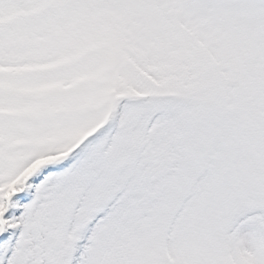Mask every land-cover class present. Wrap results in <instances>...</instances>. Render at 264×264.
<instances>
[{
	"label": "snow or ice",
	"instance_id": "6c2138e0",
	"mask_svg": "<svg viewBox=\"0 0 264 264\" xmlns=\"http://www.w3.org/2000/svg\"><path fill=\"white\" fill-rule=\"evenodd\" d=\"M0 264H264V0H0Z\"/></svg>",
	"mask_w": 264,
	"mask_h": 264
}]
</instances>
